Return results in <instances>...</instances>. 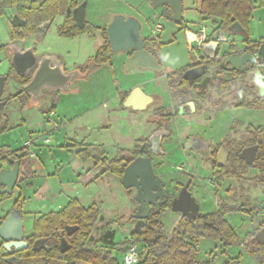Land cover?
<instances>
[{"label":"rangeland","instance_id":"374dc122","mask_svg":"<svg viewBox=\"0 0 264 264\" xmlns=\"http://www.w3.org/2000/svg\"><path fill=\"white\" fill-rule=\"evenodd\" d=\"M184 7L183 18L189 22L190 26L197 27L202 23L205 34H209L216 29L214 18L200 15L196 10L195 3H189L185 0ZM145 12H148V8L142 0H90L88 15L92 22L99 26L108 22L113 14L133 16L142 23L141 35L148 36L153 34L154 23L144 19ZM158 19L164 24L162 36L167 41L161 47L162 59L165 67L168 70H173L184 64L189 56L196 54L192 49L196 40L194 38L188 39L182 32H176L175 25L165 18L159 16ZM52 29L53 27L50 28L44 38H40L37 44V52H60L66 59L68 67H71L73 63L78 64L84 61L89 56L88 54H93L100 46L99 41H95L93 38L89 40L83 37V39L78 38L75 40L61 38ZM248 29L250 38L254 40L264 39V6L256 5L253 9ZM9 30L5 16L0 17V47L9 43ZM9 66L6 49L5 51L0 50V75L6 74ZM130 75L118 69L116 75L111 76L108 73V68L105 67L101 73L93 78L91 77L88 82L80 83L74 80L71 89L77 87L81 93L72 94L71 92L68 95L61 92V100L54 102L58 109L59 122H61L59 128L53 130L51 142L48 144L42 143V138L45 137L44 134H47L53 128L51 124L47 125L45 110L50 108L55 99L54 95L48 97L43 93L37 105L27 101L23 94L8 101L3 110L8 118V128L0 132V151L18 149L23 147L27 141L37 138L38 142L35 145L30 143L27 148L34 151L35 157L33 160L36 162L40 159L41 163L39 165L36 163V167L34 166L31 169V172H34L32 176H26L19 181L20 184L14 187L11 196L0 194V223L4 211L9 210L10 212L14 208L12 202L19 193L25 197V207L29 209L28 212L23 214V226L27 233L32 232L33 213L37 212V209L42 208V211H49L44 207L47 203L57 205V201L65 203L72 198H76L85 207L94 203L99 209V216L89 238L84 243L85 247L104 252L126 242V238L130 236L133 225L136 223L132 216L135 207V203L131 200L133 191L125 190L121 185L120 178L110 173H104L101 178L94 181L91 177L100 169L91 166L92 160L82 159L78 155L73 157V149L71 151L61 149V147L56 146L58 145L56 141L60 138L63 140L68 138L77 141L84 140L85 143L103 144L107 148L108 145L112 147L115 139L122 134L125 137H122L118 142L121 146L132 148L133 138L130 137H135L134 135H140L144 132L143 125H131L126 120H118L115 114L112 113V96L115 94V89L130 83ZM149 76L152 75L150 73L144 75L146 78ZM16 79L17 76L15 75L9 76L5 84V94L20 90V84ZM160 80L161 83L164 82L162 77H160ZM156 88H159L158 91L163 94L164 103L172 102L169 95L164 93L166 91L165 83L157 85ZM232 95L233 93H227L225 96L222 94L217 97L212 95L208 103H203L202 108L204 111L200 113L197 119L202 118L201 114L212 115L209 116L211 118L207 117L208 119L199 127L201 133L208 139L220 138L224 135L232 120L239 121L236 122L238 128L236 132H239L238 142L239 146H242L246 140V135L243 133L244 125L249 122L262 121L264 112L247 106L217 110L221 103L231 107L235 102ZM145 133L147 132L145 131ZM54 150L59 151L57 154L59 156L56 157V160L54 155L52 163L50 151L53 152ZM109 151L111 152L110 148ZM109 151H107L108 156L110 155ZM178 159L179 157H176V155L169 158L168 166L164 168L166 178H171V175L176 173L174 166H182L183 162H178ZM171 163H173V166H170ZM192 163H196V168L193 170L194 185L192 187L194 197H192L199 204L200 213L214 211L218 209L221 203H226L229 206H240L247 202L250 206H256L257 208L254 215L251 216L243 211H229L225 214L226 220L238 236L237 241L230 245L226 254L219 249L222 246L219 240L208 237L199 240V260H207L210 251L218 248L213 256H215L216 264H222L229 256H237L240 250L243 249L240 244L253 236L260 222L264 221L261 218V213L264 211V186L255 179L234 178L220 180L217 187L215 174L211 173L209 164L204 165L202 163L201 165L199 160L196 162L194 160ZM256 164L255 171L258 173L257 175L263 174L264 151L258 154ZM241 168L240 164L239 169ZM22 172L21 169L20 175L23 174ZM52 208L54 211L58 209L56 206H52ZM159 221L164 225L163 235L165 239H169L178 221L177 214L169 210L165 212ZM143 225L144 222L141 223L140 228ZM110 233H114L113 243L119 245L109 243ZM145 242L148 243L149 240ZM129 244L133 249H139L144 242L133 238L132 243ZM0 252H5L1 246V241ZM112 254L116 258L117 264H123V253L119 249H114ZM19 264H44V262L41 259H33ZM54 264L64 263L56 262ZM77 264L84 263L77 262ZM239 264H257V262L250 253L243 249Z\"/></svg>","mask_w":264,"mask_h":264},{"label":"flooded vegetation","instance_id":"af4514ba","mask_svg":"<svg viewBox=\"0 0 264 264\" xmlns=\"http://www.w3.org/2000/svg\"><path fill=\"white\" fill-rule=\"evenodd\" d=\"M142 1L148 8V12H145L143 15L144 19L150 22L152 21L154 24L160 22L159 24H161V29L148 36H143L141 35V23L139 33L140 36L144 38V41L143 47L139 51H134L132 49H128L124 52L112 51L108 41L106 28L113 19V16L116 14L111 15L108 22H105L100 26L95 25L88 15L90 0H0V10L2 11L0 17L5 16L6 22L10 28L9 43L2 46L4 47L3 50L5 51L6 49L7 51L9 64L12 50L15 45L23 49L34 46L35 53L37 55H43L41 67L44 71L43 73H45L44 75L47 76L50 73L52 78L55 77V75L56 77H61L66 74H70V76L72 75L68 91L63 92L68 95L71 92L72 94L76 92L75 89H71V85L74 80H77L80 83L88 82L94 74L101 73L105 67L108 68V73L111 76L116 75L118 69L127 72V74H131L130 76L132 77L145 75L146 73H150L152 75L155 87L152 89L153 92L149 93V100H143L140 105L138 104V106L134 108L131 105H123V101L126 99V96L125 99L120 102L117 107H114L112 111L118 120H126L127 122H130L131 125L142 124L144 132H147L145 134L142 132L140 135H134L135 137L126 136L133 138L132 148L128 146H121L117 139H115V143L112 147L107 144L108 147L106 148L103 144L85 143L84 140L77 141L69 138L66 139L59 147L69 151L72 149L74 151L76 150L73 155V157H75L78 152L87 145H101L104 148V158L107 159L115 158L118 156V152L120 150H124L127 151L131 157V160L125 166H127L136 157H145L149 159L152 165L153 173L160 180L162 190H160L159 187H150L153 184L150 181L138 183L137 186L134 185L128 189H125L122 186L125 190L133 191L131 200L135 203V207L132 212L134 222L137 221L139 217H142L144 223L148 217L156 218L157 215H160V218H162L165 212L170 210L177 214L178 224L181 218L193 220L197 218V216L203 214L200 213L199 208L195 217L189 218V215L192 214L191 210H188L186 211V214H183L182 212L173 211L171 209L173 199L178 197L184 188L191 196H193V170L196 168V163H192V161L195 160L196 162L199 160L201 165L202 163L204 165L209 164L211 173L213 172L215 174V183L217 187L220 182L216 179L217 172L219 171L232 174L231 176L223 177V179L240 178L239 175L243 176L242 179H251L249 178L250 176L258 174L255 171V166L257 165L258 154L264 151V135H262L261 132L256 131L264 126V119L254 123L249 122L244 125L243 133L246 135V140L245 144L239 146V132H236V130H238L236 122L239 121L232 120L226 132L220 138L208 139L201 133L199 127L205 120L208 119L207 117L212 115L209 114V116H206L205 113L201 114V119L197 118H199L200 113L204 111L202 108L203 103H208L211 100L212 95L217 97L223 94L225 96L227 93H233L232 99L235 102L231 105V107L225 106L221 103L217 110L247 106L264 112V63L263 57L259 53L261 46H263L262 52L264 54V39L254 40L250 38L249 31L247 39L242 33L240 24L236 22L239 24L238 28L234 25V29L230 28L228 31L215 29L211 33L205 34L202 44L197 46V43H195V46L192 48L196 53L194 56H189L185 63L178 68L168 70L165 67L161 55V47L167 41L164 40L162 36L164 24L159 21V16L173 23L175 25V31L184 33L188 39L194 38L196 40L197 32L201 29L204 30V28L202 23H200L201 25L197 27H192L189 25V22L183 18L185 0H182V11L179 20L175 19L176 17L169 4L163 3L156 5L159 0ZM186 1L189 3H195L196 10L198 11V6L201 0ZM251 1L255 7L258 5V0ZM40 19L41 21H39ZM216 19L217 18H214V22L217 27L218 19ZM52 27V30H54L61 38H67L68 40H75L78 38H86L89 40L93 38L95 41H99L100 46L105 44V38L102 34V31L105 29L108 46L110 48L109 61L99 66L95 65L93 59L100 46L97 47L93 54H88L89 56L85 58L84 61L79 62L78 64L73 63L71 67L67 66V61L64 59V56L60 54V52H37V44L40 38H44ZM15 28H25L27 30L35 29L36 31L22 38H11L10 32ZM76 31L78 32L72 35V33ZM219 31H222L223 34L214 38V34ZM53 55L56 57L51 58ZM60 64L63 74L58 71ZM54 65L57 68H55V71H51V68ZM10 68L14 70L10 64L7 73L0 75V78L5 77L2 94L0 95V103H2L0 112L2 115L5 105L8 103L6 101L8 94H5V84L9 78L7 74L10 71ZM35 68L30 70L29 73L24 76L27 78V82L34 73ZM45 69L47 70L45 71ZM14 72L15 73L13 75L19 76L15 70ZM258 72L262 88L258 83ZM160 77L163 78V83L166 85V91L164 93L169 95L172 102L169 101L164 103L163 94L158 91L159 88H156L157 85L163 84L161 83ZM16 81L19 82L18 79H16ZM116 91L120 95L121 99V94L124 93V91L118 92L117 87ZM131 91L132 89L125 92L129 95ZM61 92V90L42 88L36 101H32L31 96L25 93L23 94L27 98V101L35 105H37L43 93L48 97L54 95L55 99L53 103L48 110H45L47 125L51 124L52 126V123L48 121V118L49 115L53 113L51 118L52 121L56 123V127H52V131L55 128H59L61 122H59V114L55 111L56 104L54 103L55 101L61 100ZM205 107L206 106L204 105V108ZM50 132L51 130L45 134V137L49 136L47 137L49 140L44 142V144L51 142ZM154 133H157L156 138L160 136V144L156 152H153V148L155 147H153L150 141V138ZM252 146H257V150L252 160L247 162L244 157H241V153L245 148ZM109 148L111 152L109 151ZM107 151L110 152L109 156ZM175 155L176 157H179L178 162H183V164L182 166H174L176 173H173L171 178H166L164 168L168 166L167 163L169 162V158ZM87 159L92 160L91 166L100 169L99 172L91 177L94 181L101 178L104 173H109L104 172L102 165L96 163L94 159ZM34 162L35 161L29 156V154L22 160L21 169L23 170V174L21 177H23V179L26 176H32L34 173L31 172V169L34 167ZM172 164L173 163H171L170 166H173ZM240 164L242 166L241 169H239ZM23 166L25 167L24 169ZM116 177L120 178L121 182L122 175L121 177ZM138 186L148 190L146 193H140L138 195V197L143 200L142 203L133 199L137 194ZM260 228H257V230ZM31 234L32 232L27 234L25 233L24 237L26 238ZM251 237L252 236L249 238L251 239ZM43 239L45 247L42 249H46L49 242L47 239ZM61 239L65 240L62 236H59L58 240H53L59 250ZM132 239L133 238H129L127 241L126 238V242H123L122 244L120 243V246L109 250L111 252L114 249H119L121 251L125 245L132 243ZM115 245L119 244L115 243ZM65 247H67V242Z\"/></svg>","mask_w":264,"mask_h":264},{"label":"trees","instance_id":"16d2710c","mask_svg":"<svg viewBox=\"0 0 264 264\" xmlns=\"http://www.w3.org/2000/svg\"><path fill=\"white\" fill-rule=\"evenodd\" d=\"M258 6H264V0H258ZM254 8L255 6L251 0H201L198 6V13L202 16L217 18L218 26L216 30L228 31L231 24L238 22L242 28V33L248 39V24ZM1 14L2 11L0 10V16ZM35 31V29L15 28L11 30L10 37L22 38ZM77 32H73L72 35ZM102 34L105 38V44L96 51L93 59L96 66L107 63L110 58V48L105 29ZM3 48L1 46L0 50ZM14 73V70L10 68L7 76ZM17 79L20 84V90L9 94L6 97L7 102L20 96V94H24L22 86L27 82V78L17 76ZM126 95L127 92L121 94V102ZM3 117L4 122L0 127V132L8 128V118L4 113ZM256 132H261L264 135V126ZM28 154L27 146L14 150H1L0 161L2 163L11 161L13 164L14 161L19 160L22 163V160ZM77 155L84 159H94L96 163L102 165L104 172H109L118 177H121L124 166L131 160L128 152L124 150H120L118 156L113 159L104 158V148L101 145H87ZM231 175L219 171L216 179L219 182L223 177ZM239 177L242 178L243 176L239 175ZM249 178L255 179L264 186V173L250 176ZM23 202L24 198L20 194L15 198L13 207L22 209ZM256 210V206H250L247 202L240 206H229L226 203H221L218 209L199 215L193 220L181 218L169 239H165L163 235L164 225L159 221L160 215H157L156 218L148 217L141 231L132 230L127 241L129 238H136L144 242L142 247L137 249L139 250V256L135 264H216L213 256H210L205 261L199 260V240L203 237L219 240L222 243L223 252H225L227 247L238 239L236 231L226 220L225 214L229 211H243L251 216L254 215ZM98 216L99 209L96 204L93 203L84 207L78 199L72 198L59 211L49 212L36 217L32 224V234L25 238L28 247L10 253L0 252V264H5V258L10 255L21 258L22 261L20 263L41 259L44 264H54L56 262L64 264H77V262L84 264H117L116 258L110 251L113 247L103 252L87 248L84 245L93 230ZM65 226H77V230L68 236L65 233ZM262 226H264V221L260 222L258 228ZM113 234H109V243L111 245H115L112 241ZM58 235L64 237L67 242L64 252H60L58 246L53 242L55 239L58 240ZM37 238L47 239L49 242L48 247L40 251H33L31 244ZM146 240H149V242L146 243ZM242 247L255 258L257 264H264V244L251 242L250 238H248L242 243ZM239 262L240 255H237L229 257L222 264H239Z\"/></svg>","mask_w":264,"mask_h":264},{"label":"water","instance_id":"95a60500","mask_svg":"<svg viewBox=\"0 0 264 264\" xmlns=\"http://www.w3.org/2000/svg\"><path fill=\"white\" fill-rule=\"evenodd\" d=\"M163 3H167L171 6L176 17L175 19L179 20L182 11V0H159L156 5H160ZM234 25H236L237 28L239 27V24L235 22L230 26V28L234 29ZM140 29L141 22L137 18L133 16L125 17L122 14L114 15L113 19L106 28L108 41L112 51L124 52L128 49H132L134 51L141 50L143 47L144 38L140 36ZM222 34V31L216 32L214 34V38H217ZM262 48L263 46H261L259 53L262 55L264 63V54L262 52ZM55 57L56 56L53 55L51 58ZM42 59L43 55H37L34 51V46L23 49L15 45L10 57V64L19 76H26L30 70L36 67L28 82L22 86L23 92L31 96L32 101H36L38 99L42 88H47L50 90H61L62 92L68 91L70 81L72 79V75L70 76V74H66L61 77H56L55 75V77L53 78L50 73L47 76L44 75L45 73H43L44 71L41 67ZM55 68H57L55 65L52 66L51 71H55ZM46 70L47 69H45V71ZM58 71L63 74L61 64L58 67ZM257 76V78H259L258 83L262 88L259 72L257 73ZM4 80L5 77L0 78V95L2 94ZM137 91L138 89L136 88L129 94L124 102L125 106L133 105V97L137 93ZM145 99L148 98L146 97ZM1 105L2 103H0V107ZM3 122L4 117L0 112V127L3 125ZM156 135L157 133H154L150 138L151 144L153 145V147H155L153 148V152L157 151L160 144V136L156 138ZM256 150L257 146L245 148L241 153V157H244L247 162H250ZM75 152L76 150L73 152V155L75 154ZM21 165L22 163L19 160L14 161L13 164L11 163V161H7L5 163H2L0 161V194H12L14 187L19 184L20 180H23V177H21V175L19 174ZM144 181H150L153 183L150 187H159V189L162 190V187L160 186V180L153 173L152 165L149 159L145 157H136L127 166H125L121 178V184L125 189H128L134 185L137 186L138 183H143ZM147 191L148 190L146 188L138 186L137 194L133 199L142 203L143 200L140 199L138 195L140 193L144 194ZM171 209L173 211L182 212L183 214H186V211L191 210L192 214L189 215V218H192L197 214L199 210V204L184 188L179 196L173 199ZM142 222V217H139V219L133 225V230H135L136 232H140V225ZM65 230L68 235H71L74 231L77 230V226H65ZM24 236L25 234L23 230L21 209L14 207L0 223L1 246L7 253L25 249L28 247V243L25 241ZM250 241L264 244V226L254 233ZM65 246V240L61 239V252L65 251ZM44 247L45 244L43 238L36 239L31 245V249L33 251H40ZM129 248V244L125 245L121 252L125 253ZM21 261V258H18L14 255H10L5 258V264L20 263Z\"/></svg>","mask_w":264,"mask_h":264},{"label":"crops","instance_id":"0c3cea01","mask_svg":"<svg viewBox=\"0 0 264 264\" xmlns=\"http://www.w3.org/2000/svg\"><path fill=\"white\" fill-rule=\"evenodd\" d=\"M97 74H99V73H97ZM97 74H94V76H92V78L93 77H95V76H97ZM130 77V76H129ZM91 79V78H90ZM130 83H126L127 85H123V86H121L119 89H118V92H125V91H129V90H131L132 89V91L133 90H135L136 88L138 89V91H137V93L134 95V97H133V105H131V106H133L134 108H136V106H138V104L140 105V103H142L143 102V100H145V98L147 97V98H149L150 96H149V93H151V92H153V87H155L154 86V81H153V79H152V76H149V77H144V75H141V76H134V77H130V81H129ZM17 88V87H16ZM118 88V87H117ZM77 88H75V93L74 94H80L81 93V91H80V89H77ZM131 91V92H132ZM9 93H14V92H9ZM8 93V94H9ZM7 95V94H6ZM127 97L129 96V95H126ZM126 97V98H127ZM126 100V99H125ZM125 100L123 101V105H124V102H125ZM112 101H113V105H112V107L114 108V107H117L118 105H119V103L121 102V99H120V95L117 93V91H116V89H115V94L112 96ZM135 101V102H134ZM75 106H79V105H75ZM130 106V105H129ZM80 108H84V107H80ZM58 109H57V107H55V111L56 112H58L57 111ZM86 111H88V110H86ZM86 111H84V112H86ZM50 134H53V131L51 130V132H50ZM45 135V134H44ZM37 137V136H36ZM52 137V136H51ZM122 137H125V136H123L122 134H120L116 139L117 140H120V139H122ZM37 138H35V139H33V140H31L30 142L32 143V145H35L38 141L36 140ZM60 140H62V141H60ZM44 141V139L42 138V143H44L43 142ZM64 141H65V139L63 140V139H58L57 141H56V143L58 144V145H56V146H60V145H62L63 143H64ZM57 149H59V148H57ZM53 152H55V153H53ZM53 152H51L50 151V153H51V161H52V163H53V156L55 155V159H56V157L57 156H59V155H57L58 154V152L59 151H57L56 152V150H54ZM29 156L30 157H32V158H34L35 157V153H34V151H32V149L30 148L29 149ZM57 160V159H56ZM36 163H37V165H39L40 163H41V161H40V159H39V161H36V162H34V166L36 167ZM50 174V173H49ZM55 174V173H54ZM47 176H49V175H47ZM18 195H20V193L18 194ZM17 195V196H18ZM22 196V195H21ZM23 197V196H22ZM24 198V202H23V205H22V209H21V212H22V220H23V214L24 213H26V212H28L27 210H29V209H27L26 207H25V202H26V200H25V197H23ZM79 200V199H78ZM69 201V200H68ZM68 201H66L65 203H61V202H59V201H57V205H54L53 203H47V205H44V207H45V209L46 210H49V211H42V208L41 209H37V212H34L33 213V220H34V218H36V217H38V216H40V215H42V214H46V213H49V212H56V211H59L60 209H62L65 205H66V203L68 202ZM79 202H80V200H79ZM81 203V202H80ZM13 204H14V201L12 202V207H13ZM81 205H83V204H81ZM52 206H56V208H58V209H56L55 211L53 210V208H52ZM84 206V205H83ZM11 207V208H12ZM52 209H51V208ZM85 207V206H84ZM87 207V206H86ZM9 213V210H7V211H4V216H3V218L7 215ZM3 220V219H2ZM23 230H24V226H23ZM27 234V232H25V230H24V234ZM29 233V232H28ZM241 245V247H242V243L240 244ZM229 247L230 246H228L227 247V249L225 250V252H223V248H222V246L221 247H219V249L220 250H222V253H224V254H226L227 253V251L229 250ZM218 250V248L217 249H215L214 251L213 250H211L210 251V254L208 255V258L210 257V256H213V254H214V252H216ZM242 251H243V249L242 250H240V252L237 254V255H241V253H242ZM216 255V254H215ZM214 258H215V256H213ZM230 257V256H229ZM228 257V258H229ZM226 261V260H225Z\"/></svg>","mask_w":264,"mask_h":264},{"label":"built area","instance_id":"2783aa9c","mask_svg":"<svg viewBox=\"0 0 264 264\" xmlns=\"http://www.w3.org/2000/svg\"><path fill=\"white\" fill-rule=\"evenodd\" d=\"M160 29H161V24L155 23L153 32H158ZM204 38H205V32L203 29H201L199 32H197L196 35L197 46H200L202 44ZM52 114L53 113L49 115L48 121L52 123V127H56V123H54L51 118ZM47 137L49 136L43 138L44 139L43 142H47L49 140ZM30 143H31L30 141H27L24 146L28 147ZM261 218L264 220V211L261 213ZM138 256H139V250L130 247L125 253H123V264H135L138 259Z\"/></svg>","mask_w":264,"mask_h":264}]
</instances>
